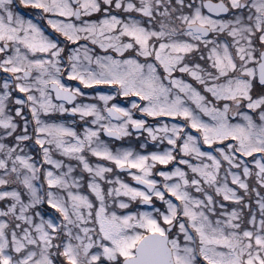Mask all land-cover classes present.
I'll return each instance as SVG.
<instances>
[{
    "label": "snow or ice",
    "instance_id": "obj_1",
    "mask_svg": "<svg viewBox=\"0 0 264 264\" xmlns=\"http://www.w3.org/2000/svg\"><path fill=\"white\" fill-rule=\"evenodd\" d=\"M0 264H264V0H0Z\"/></svg>",
    "mask_w": 264,
    "mask_h": 264
}]
</instances>
